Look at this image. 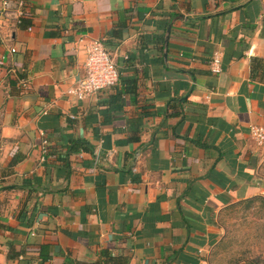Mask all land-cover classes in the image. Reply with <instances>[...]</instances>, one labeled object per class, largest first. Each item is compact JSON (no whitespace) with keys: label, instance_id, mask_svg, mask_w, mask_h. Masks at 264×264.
<instances>
[{"label":"crops","instance_id":"crops-1","mask_svg":"<svg viewBox=\"0 0 264 264\" xmlns=\"http://www.w3.org/2000/svg\"><path fill=\"white\" fill-rule=\"evenodd\" d=\"M25 11L0 21V264H223L226 213L264 194V0ZM90 39L118 81L78 101Z\"/></svg>","mask_w":264,"mask_h":264},{"label":"built area","instance_id":"built-area-1","mask_svg":"<svg viewBox=\"0 0 264 264\" xmlns=\"http://www.w3.org/2000/svg\"><path fill=\"white\" fill-rule=\"evenodd\" d=\"M25 7L26 0H0V21L8 19L13 26H21L22 21L28 17ZM27 30L30 31L31 27H28ZM15 52L14 47L9 49V53L14 54ZM219 66V57L215 55L210 62L211 71L219 72ZM83 68L85 75L66 91L68 96L78 101L94 96L101 90L115 85L118 81L117 68L101 40L90 39L86 42ZM250 136L256 146L264 148V127L251 126ZM46 145L47 141L43 139L42 152H45Z\"/></svg>","mask_w":264,"mask_h":264},{"label":"rangeland","instance_id":"rangeland-1","mask_svg":"<svg viewBox=\"0 0 264 264\" xmlns=\"http://www.w3.org/2000/svg\"><path fill=\"white\" fill-rule=\"evenodd\" d=\"M264 190V163L259 170ZM262 183V184H261ZM260 197L264 198V194ZM224 240L217 249L223 264H264V199L232 206L223 219Z\"/></svg>","mask_w":264,"mask_h":264},{"label":"trees","instance_id":"trees-1","mask_svg":"<svg viewBox=\"0 0 264 264\" xmlns=\"http://www.w3.org/2000/svg\"><path fill=\"white\" fill-rule=\"evenodd\" d=\"M29 24V21H27V20H23L22 21V25L23 26H27ZM256 145V144H255ZM258 147V146H257ZM260 148H262V147H260ZM263 197H260V196H257V197H253V198H250V199H248V200H245V201H243V202H240V204H244V205H248V204H252L254 201H257V200H259V201H263Z\"/></svg>","mask_w":264,"mask_h":264},{"label":"water","instance_id":"water-1","mask_svg":"<svg viewBox=\"0 0 264 264\" xmlns=\"http://www.w3.org/2000/svg\"><path fill=\"white\" fill-rule=\"evenodd\" d=\"M166 41H167V36H166L165 44H164V48H165V49H166ZM164 55H165V52H164Z\"/></svg>","mask_w":264,"mask_h":264}]
</instances>
